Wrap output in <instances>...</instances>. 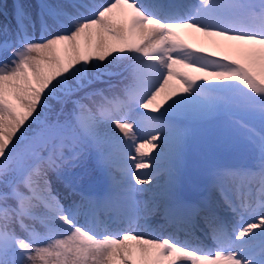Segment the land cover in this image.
<instances>
[{"label":"snow or ice","instance_id":"obj_1","mask_svg":"<svg viewBox=\"0 0 264 264\" xmlns=\"http://www.w3.org/2000/svg\"><path fill=\"white\" fill-rule=\"evenodd\" d=\"M11 8L0 264H264V0ZM157 218L176 231L156 234Z\"/></svg>","mask_w":264,"mask_h":264},{"label":"rangeland","instance_id":"obj_2","mask_svg":"<svg viewBox=\"0 0 264 264\" xmlns=\"http://www.w3.org/2000/svg\"><path fill=\"white\" fill-rule=\"evenodd\" d=\"M40 1V0H39ZM15 2V0H3L2 4H7L8 8L7 9H2L0 8V24H6V23H13L12 21V16H11V11H12V4ZM20 2L26 4V5H31L30 4V0H20ZM49 3H54L56 2V0H48ZM89 3H99V0H88ZM101 2H105V0H100ZM30 11H33V9H29ZM186 35L184 30H180V35ZM197 35V34H196ZM198 39H188L190 40L189 42L191 44H193V46H199V44L203 41L202 37L200 36V34L197 35ZM186 40V37L184 38ZM182 71H188L187 69H180ZM125 83H127V81H125ZM175 85L177 88H180V84L179 81H175ZM120 87H123V85H119ZM250 122V121H249ZM218 125L215 122H210L207 123L205 125H203L201 127V129L198 131V133L196 134V136L194 137L193 141H192V152L191 155L192 157H197L196 159H198V155H199V149H200V144L204 139L207 138H212L214 137L217 133H218ZM119 134V131H116ZM86 184H88V181L86 180L85 182ZM142 198V197H141ZM159 220V218H157V220H153L152 222V226L154 229H156V234L161 232L159 235L163 236V235H167L168 233L172 232V231H168L167 234H164V230H166V227H163V230L160 231V227H158L157 221ZM203 227V231H204V224L202 221H200ZM195 229H198L197 226H195ZM163 233V234H162ZM194 234L195 237H199L200 241H202L206 246L212 247L214 244L211 241V239H209L208 237L205 236V234L203 235V239H201V237L199 235H197L196 233L192 232ZM185 236H187L186 239H189V235L186 233Z\"/></svg>","mask_w":264,"mask_h":264},{"label":"bare ground","instance_id":"obj_3","mask_svg":"<svg viewBox=\"0 0 264 264\" xmlns=\"http://www.w3.org/2000/svg\"><path fill=\"white\" fill-rule=\"evenodd\" d=\"M99 3H100V0H99ZM101 3H103V2H101ZM11 23V22H10ZM185 31V33L188 31V30H184ZM198 35V34H197ZM183 38H185L186 37V41L188 42V43H190L189 41L190 40H188V39H192L191 37H189L188 35H181ZM203 38V37H202ZM202 40H204V38L202 39ZM175 81L176 80H172V81H170V83H172V84H176L175 83ZM180 87H182V85H180ZM116 131H119L118 129L116 130ZM118 134V133H117ZM196 159V158H195ZM153 223V222H152ZM163 234V233H162Z\"/></svg>","mask_w":264,"mask_h":264}]
</instances>
